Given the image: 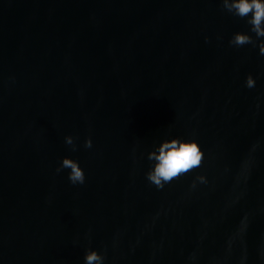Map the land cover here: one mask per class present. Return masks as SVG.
Wrapping results in <instances>:
<instances>
[{"label":"water","instance_id":"obj_1","mask_svg":"<svg viewBox=\"0 0 264 264\" xmlns=\"http://www.w3.org/2000/svg\"><path fill=\"white\" fill-rule=\"evenodd\" d=\"M248 27L221 0H0V264H264V56L228 43ZM175 137L205 156L158 189L147 154Z\"/></svg>","mask_w":264,"mask_h":264},{"label":"clouds","instance_id":"obj_2","mask_svg":"<svg viewBox=\"0 0 264 264\" xmlns=\"http://www.w3.org/2000/svg\"><path fill=\"white\" fill-rule=\"evenodd\" d=\"M221 7L229 14L244 20L249 26L248 31L235 32L228 41L230 46L242 48L251 45L258 48L259 55L264 56V0H221ZM207 41V38H206ZM245 86L253 88L256 79L249 74L245 79ZM65 143L76 150L74 137H65ZM92 139L89 137L84 146L92 147ZM205 153L195 140L185 141L179 137L164 139L147 154L150 167L146 173V179L158 189H163L165 184L188 173L202 164ZM69 169L68 180L72 185L84 184L86 174L80 162L71 157H64L57 172ZM200 182H206L204 176H198ZM84 264H105V256L100 252L88 249L84 255Z\"/></svg>","mask_w":264,"mask_h":264}]
</instances>
